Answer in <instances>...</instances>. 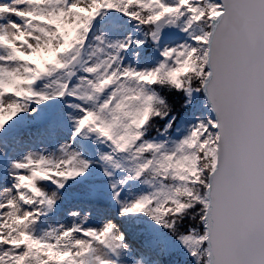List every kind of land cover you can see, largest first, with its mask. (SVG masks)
I'll return each instance as SVG.
<instances>
[{
  "label": "snow or ice",
  "instance_id": "obj_1",
  "mask_svg": "<svg viewBox=\"0 0 264 264\" xmlns=\"http://www.w3.org/2000/svg\"><path fill=\"white\" fill-rule=\"evenodd\" d=\"M0 264H264V0H0Z\"/></svg>",
  "mask_w": 264,
  "mask_h": 264
}]
</instances>
